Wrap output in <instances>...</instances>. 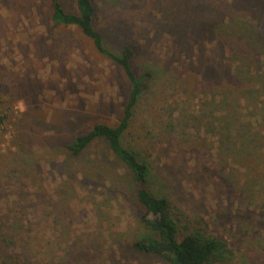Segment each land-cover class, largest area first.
Here are the masks:
<instances>
[{
	"label": "rangeland",
	"instance_id": "obj_1",
	"mask_svg": "<svg viewBox=\"0 0 264 264\" xmlns=\"http://www.w3.org/2000/svg\"><path fill=\"white\" fill-rule=\"evenodd\" d=\"M54 0H0V264H171L150 236L127 166L104 139L131 85ZM78 13L77 0H59ZM106 46L150 73L122 142L148 189L264 264V0H92Z\"/></svg>",
	"mask_w": 264,
	"mask_h": 264
},
{
	"label": "trees",
	"instance_id": "obj_2",
	"mask_svg": "<svg viewBox=\"0 0 264 264\" xmlns=\"http://www.w3.org/2000/svg\"><path fill=\"white\" fill-rule=\"evenodd\" d=\"M77 4L78 13H68L59 0H54V25L80 29L102 56L123 69L131 89L122 120L117 126L99 124L93 130L78 136L68 145V150L73 156H79L94 141L104 139L127 166L138 201L145 211L143 223L150 232V236L132 244L136 252L160 257L171 264L231 263L235 253L227 242L210 235L204 227L192 225L184 212L172 206L166 198L155 196L148 189V166L136 153L124 146L122 138L131 125L141 97L149 87L151 74L136 72L133 66L136 55L133 47L124 46L121 53L117 54L106 46L102 33L95 26L96 9L92 0H77Z\"/></svg>",
	"mask_w": 264,
	"mask_h": 264
}]
</instances>
